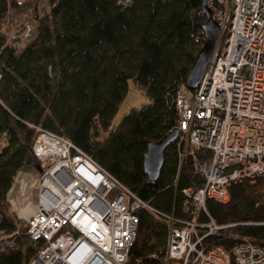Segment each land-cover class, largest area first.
<instances>
[{"label":"trees","instance_id":"obj_1","mask_svg":"<svg viewBox=\"0 0 264 264\" xmlns=\"http://www.w3.org/2000/svg\"><path fill=\"white\" fill-rule=\"evenodd\" d=\"M43 1L47 7L31 24L35 37L20 46L10 35L34 15L36 0H0V229L12 233L19 225L24 236L0 251V264H27L36 252L23 234L25 220L5 204L18 174L34 169V126L68 138L164 214H180L182 189L201 183L189 155L179 158L176 141L164 150L155 179L143 163L148 144L177 126V93L204 42L203 0ZM128 80L149 103L113 125ZM136 215L130 256L161 264L166 226L148 210ZM209 220L221 229L208 243L230 250L249 242L264 250V176L232 185L225 202L206 200L197 221Z\"/></svg>","mask_w":264,"mask_h":264},{"label":"built area","instance_id":"obj_2","mask_svg":"<svg viewBox=\"0 0 264 264\" xmlns=\"http://www.w3.org/2000/svg\"><path fill=\"white\" fill-rule=\"evenodd\" d=\"M206 1L219 36L191 96L181 88L177 93L175 128L179 158L189 155L200 185L182 189L180 214H164L68 138L34 126L31 153L39 170L28 174L31 180L22 176L19 185L23 199L30 192L37 198L23 217L24 235L36 248L27 264H129L139 209L167 228L161 264H264L261 247L210 244L207 239L221 227L197 221L206 200L225 202L232 185L264 176V0ZM32 31L22 22L10 40ZM18 235V229H0V251Z\"/></svg>","mask_w":264,"mask_h":264},{"label":"water","instance_id":"obj_3","mask_svg":"<svg viewBox=\"0 0 264 264\" xmlns=\"http://www.w3.org/2000/svg\"><path fill=\"white\" fill-rule=\"evenodd\" d=\"M206 0L202 2V11L205 15V21L202 24V32L204 35V42L196 54V57L191 66L188 77L184 85L193 90L200 82L211 55L215 48V45L219 36V28L216 22L213 20L209 9L206 7ZM178 132L176 129L168 132L157 142H151L148 144L144 152V171L149 179H155L160 171L163 163V152L169 144L174 142L177 138ZM36 170H39V166L34 165ZM129 264H136L133 257L129 258Z\"/></svg>","mask_w":264,"mask_h":264},{"label":"rangeland","instance_id":"obj_4","mask_svg":"<svg viewBox=\"0 0 264 264\" xmlns=\"http://www.w3.org/2000/svg\"><path fill=\"white\" fill-rule=\"evenodd\" d=\"M36 9H35V13L33 16L31 17H27L25 18V20H23V22L32 24L33 26H35V22L36 19L41 16L42 14V8H46L47 5L45 4V2L43 0H36ZM35 31L32 32V34L28 37L25 38L23 40H21L20 42H18V44L20 46H23L27 43H29L34 37H35ZM181 90L184 94L185 97L189 98L192 94V92L187 89L185 86L181 87ZM149 103V99L147 98V96H145L140 90L137 89L136 86H134V84L132 83L131 80L127 81V91H126V95L123 99V101L121 102L116 115L113 118L112 124L113 125H117L120 120L123 118V116H125L132 107H140L142 105H145ZM35 163V161H34ZM36 165V164H35ZM32 170L34 169H30V170H22L14 183V187L11 189V191L9 192L7 199H6V207H8L9 211L17 218L23 219V217L28 216V214H30L35 205H36V195L35 192H30L27 196H25L26 199H23L24 195H21L19 192V188H20V182L21 179H23L22 176L27 175L26 178L27 179H32V175L33 172ZM31 173L32 175L29 176L28 174ZM22 177V178H21ZM25 177V176H24ZM25 178V179H26ZM27 205V206H26ZM18 233L21 234L22 236V231H21V227L18 225ZM25 232V231H24ZM24 234V233H23ZM24 237V236H22ZM24 240V239H23ZM156 246L159 247L158 242H156Z\"/></svg>","mask_w":264,"mask_h":264},{"label":"bare ground","instance_id":"obj_5","mask_svg":"<svg viewBox=\"0 0 264 264\" xmlns=\"http://www.w3.org/2000/svg\"><path fill=\"white\" fill-rule=\"evenodd\" d=\"M24 184L28 186L29 183H24Z\"/></svg>","mask_w":264,"mask_h":264}]
</instances>
